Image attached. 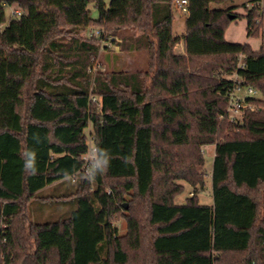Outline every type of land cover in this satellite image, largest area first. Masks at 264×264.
<instances>
[{
    "label": "trees",
    "instance_id": "16d2710c",
    "mask_svg": "<svg viewBox=\"0 0 264 264\" xmlns=\"http://www.w3.org/2000/svg\"><path fill=\"white\" fill-rule=\"evenodd\" d=\"M187 1L179 35L174 0H0L1 260L264 264V110L225 116L226 74L255 87L262 98L248 101L264 107V48L225 38L241 18L257 37L263 12L249 6L259 0ZM90 28L100 37L84 36ZM106 41L148 51V67L94 71ZM233 125L240 131L224 135ZM207 145L213 203L197 193L176 203L181 181L204 187Z\"/></svg>",
    "mask_w": 264,
    "mask_h": 264
},
{
    "label": "rangeland",
    "instance_id": "374dc122",
    "mask_svg": "<svg viewBox=\"0 0 264 264\" xmlns=\"http://www.w3.org/2000/svg\"><path fill=\"white\" fill-rule=\"evenodd\" d=\"M91 9V16L96 18L98 16V13L96 9L94 8L93 4L90 5ZM173 12L176 15L174 20V27L176 31L179 29V27L184 28L185 24V15L179 12L176 5L173 3ZM242 12V10H241ZM6 13L7 17L10 14V7H6ZM178 14V15H177ZM182 15V16H179ZM264 15V12H263ZM180 23V25H179ZM247 24L244 20L239 21L237 20V23H234L231 26L230 32H228V38L230 42L234 43H245L247 42L248 38H250L247 34L246 30ZM136 33L137 31L132 29H123L121 30L120 36H129L133 33ZM101 31L97 28H90L88 29L83 35L89 38H98L101 35ZM138 33V32H137ZM264 36V25H263V16H262V25L259 30V35ZM258 35V36H259ZM262 37V36H261ZM261 37H259L261 39ZM253 41H257L258 37H253ZM118 39V38H117ZM116 39V40H117ZM177 52H181L182 48L180 45L176 48ZM149 63V54L146 50H130V51H122L118 46L113 44L111 41L104 42L103 48L100 50V54L98 58L93 62V70H101V71H113V70H130V71H136V70H144L148 67ZM233 74H226L225 76L228 78H233ZM255 98H262L261 93H258V96ZM94 102H97L96 98H93ZM254 109H263L264 107L262 105H256L253 104ZM251 110V109H250ZM228 119V118H227ZM230 120V119H228ZM88 135L89 143L93 145L92 142V125H89L88 128L85 130ZM224 135H229L230 133L239 132L240 128L233 125L232 127H222V130ZM222 136V134H221ZM204 150H202L203 155L205 156V164H204V171L206 172L205 175V185L202 189H197L196 191L194 188H192L187 183L185 184V189L183 193L178 195L175 198V202L178 204H182L186 201V198L191 196L193 193H197V197L199 202L202 204H212L213 203V195H212V178H211V171L213 167V145H207V148L203 146ZM181 183V182H180ZM264 191V186H263ZM196 195V194H195ZM126 207H128V202H125ZM116 219L114 224L118 227L119 232L121 234L125 233L127 230V222L124 217H120L119 215L116 216ZM1 259V256H0Z\"/></svg>",
    "mask_w": 264,
    "mask_h": 264
},
{
    "label": "built area",
    "instance_id": "2783aa9c",
    "mask_svg": "<svg viewBox=\"0 0 264 264\" xmlns=\"http://www.w3.org/2000/svg\"><path fill=\"white\" fill-rule=\"evenodd\" d=\"M174 4L177 9L182 14H188V1L187 0H174ZM257 5L261 8V11L264 12L263 2L261 0L252 3V5ZM22 10L16 7H10L11 16H20ZM239 67H243L244 64L242 61L238 64ZM233 87L227 91L228 105L226 108L225 116L232 120L237 121L241 120L245 111L254 110L253 103L249 102V98H255L258 96L259 91L250 85H244L237 73H234L233 76ZM224 117V116H222ZM92 139V138H91ZM93 142V140H92ZM96 157V147L93 143L90 144L89 153L85 156V159L94 160ZM0 264H14L12 261L6 262L0 259Z\"/></svg>",
    "mask_w": 264,
    "mask_h": 264
},
{
    "label": "crops",
    "instance_id": "0c3cea01",
    "mask_svg": "<svg viewBox=\"0 0 264 264\" xmlns=\"http://www.w3.org/2000/svg\"><path fill=\"white\" fill-rule=\"evenodd\" d=\"M236 2H244V1H249V0H235ZM262 2H263V8H264V0H261ZM252 5V3H249V6H251ZM241 10H242V12H241ZM237 12H239V13H245L244 12V10H243V8H239V9H237ZM178 15V14H177ZM176 16V15H175ZM179 16H182V15H179ZM185 16H187V15H185ZM175 20V19H174ZM242 20H244L245 22H246V24H247V21H246V19L245 18H241V19H239V21H242ZM185 21H186V17H185ZM184 21V22H185ZM234 23H237V20L236 21H234V22H232L230 25H229V27L227 28V30H226V32H225V38L228 40V41H230L229 40V38H228V32H230V30H231V26L234 24ZM179 25H180V23H179ZM263 25H264V15H263ZM173 30H174V32H176L177 34H179V35H182V34H184V32H185V30H186V26H185V24H184V28L181 26V27H179V29L176 31V29H175V27H174V21H173ZM262 36V37H261ZM258 38V40L257 41H253V37H250V38H248V40H247V43H249L250 45H251V47L254 49V50H260L261 48H264V36L263 35H259V36H257ZM259 37H261V39L259 38ZM121 39H119L118 38V41H120ZM178 45H180L181 46V48H182V50H181V52H179V53H183L184 52V46H183V43L181 42L180 44H178ZM177 45V46H178ZM177 48V47H176ZM177 51V50H176ZM234 76V75H233ZM205 148H207V146H205ZM204 150V149H203ZM214 155H215V146L213 145V157H214ZM181 183L185 186V182H182L181 181ZM201 203V202H200Z\"/></svg>",
    "mask_w": 264,
    "mask_h": 264
},
{
    "label": "clouds",
    "instance_id": "9594fccd",
    "mask_svg": "<svg viewBox=\"0 0 264 264\" xmlns=\"http://www.w3.org/2000/svg\"><path fill=\"white\" fill-rule=\"evenodd\" d=\"M30 164H31V162H29V163H25L24 167L27 168V167L30 166Z\"/></svg>",
    "mask_w": 264,
    "mask_h": 264
}]
</instances>
